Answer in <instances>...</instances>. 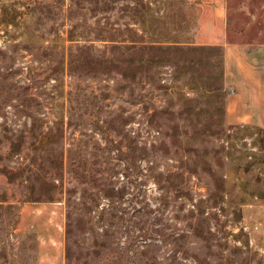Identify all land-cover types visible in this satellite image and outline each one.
Returning <instances> with one entry per match:
<instances>
[{
    "label": "rangeland",
    "instance_id": "obj_1",
    "mask_svg": "<svg viewBox=\"0 0 264 264\" xmlns=\"http://www.w3.org/2000/svg\"><path fill=\"white\" fill-rule=\"evenodd\" d=\"M261 43L264 0H0V264H264Z\"/></svg>",
    "mask_w": 264,
    "mask_h": 264
},
{
    "label": "crops",
    "instance_id": "obj_2",
    "mask_svg": "<svg viewBox=\"0 0 264 264\" xmlns=\"http://www.w3.org/2000/svg\"><path fill=\"white\" fill-rule=\"evenodd\" d=\"M227 119L264 128V43L228 48Z\"/></svg>",
    "mask_w": 264,
    "mask_h": 264
}]
</instances>
